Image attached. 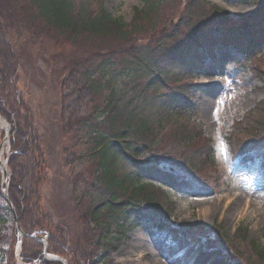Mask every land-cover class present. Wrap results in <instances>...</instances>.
<instances>
[{"label": "trees", "instance_id": "trees-1", "mask_svg": "<svg viewBox=\"0 0 264 264\" xmlns=\"http://www.w3.org/2000/svg\"><path fill=\"white\" fill-rule=\"evenodd\" d=\"M92 1L81 0L76 6L75 0H0V114L13 126L12 148L15 153L8 162L11 170L8 194L20 216L19 225L23 231L20 256L25 263L42 259L43 244L39 241L40 237L37 234L36 238L30 235L34 232L41 234V230L35 228L39 227L38 218L41 216L37 210V187L43 154L39 136L35 135L32 112L23 104L16 91L20 56L11 45L9 33L12 31L24 35L23 38H31V32L35 31L36 40L41 39L43 33H48L55 39L61 37V41L73 45L66 64L68 79L64 81L66 83L69 80V89L66 87L67 92L62 94V98L67 95L70 98L73 95H78L75 98H90L86 104L92 105L96 115H88L87 119L80 116L81 119L74 124L73 112L78 109L74 102V106L68 107L70 113L67 122L61 126H78V129L87 126L94 134L91 148L102 169V178L99 176L95 181L102 184L101 191L106 196L99 203L103 206L98 204L90 207V215L102 213L107 219L103 225L106 232L93 247L91 245L93 249L98 246L100 252H105L117 248L126 233L143 218L160 227L159 217L168 219L172 216L171 202L167 200L165 211L155 203L158 196L167 197L159 193L154 187L155 183L142 182L140 178L141 163L146 162L152 168L164 163L165 158L156 156L163 144L182 162V166H179L177 162L168 159L171 171L183 175L189 173L207 185H220L221 177L214 168L213 142L204 137L201 127L198 128L191 121L195 109L189 100L191 95L185 89L178 88V85L177 88L165 89L166 76L159 71L162 68L160 62L166 58L170 67L187 66V61L194 57L196 49L185 48L202 35H198L201 32L200 23L208 20L229 22L227 11L206 0H190L191 5L196 7L185 22L188 31L183 39L176 41L177 38L173 42V47L169 49L172 52L169 53L164 50L153 51L149 46L142 48L135 43L138 39L136 33L142 31V20L149 18L157 7L154 1L143 0L142 7L133 10L130 23H125L120 17L112 18L101 5L94 10ZM242 2H253L260 8L238 27L223 28V39H236L253 33L263 39L264 0ZM193 14L198 15L200 23L192 24ZM130 43H135L130 48L132 52L126 54L131 55L130 58L124 57L126 51L119 56L114 55L122 46L130 47ZM224 45L230 48L242 47V44L236 45L233 42ZM78 50L81 55H78ZM171 57L175 60L172 61ZM113 67L127 70L125 73L129 79L121 85L118 82L114 84V81L110 84L113 78L108 81L106 71ZM146 70L153 75L143 77ZM260 80L264 92V73ZM73 82L76 85L73 86ZM100 97L101 106H94ZM22 109L26 111L25 116L20 112ZM263 137L264 99L243 121L235 124L233 131L227 135V141L235 153L239 149L254 146ZM121 163L134 168L133 173L121 169ZM31 199L33 202L30 203ZM99 199L96 198V202ZM183 224L180 226L182 229L201 230L185 221ZM245 237L246 228L239 227L231 239L225 238L227 251L233 254L238 264H264V248L252 241L245 246ZM49 239L47 250L55 253L54 240L51 237ZM16 240L13 218L0 196V264H16ZM40 264L59 263L42 261Z\"/></svg>", "mask_w": 264, "mask_h": 264}, {"label": "rangeland", "instance_id": "rangeland-1", "mask_svg": "<svg viewBox=\"0 0 264 264\" xmlns=\"http://www.w3.org/2000/svg\"><path fill=\"white\" fill-rule=\"evenodd\" d=\"M97 1L93 4L95 9L101 2L108 13L121 16L126 23H130L133 8L141 7L143 0ZM148 1H154L157 7L149 18L142 20V31L136 33L138 39L135 43L142 48L162 46L168 50L177 38L176 41L184 38L188 31L185 22L196 6L186 0ZM209 1L228 10L231 20L237 22L244 20L256 9L252 5L243 4L241 0ZM198 18L197 14H193L192 24L199 22ZM23 36L13 31L9 33L20 56L17 89L22 93L24 103L32 107L36 136H39L43 154L37 187V210L41 216L38 218L39 227L35 229L46 231L49 238L54 240L55 254L66 258L70 264H171L168 258L180 248L186 251L183 255L181 251H176L181 252L180 258L174 261L176 264H192L193 261L197 264L190 243L176 233V227L166 234H157L143 227L130 244L123 243L120 248L105 253L100 252L98 246L92 248L106 232L103 225L107 219L101 213L93 217L90 215V207L97 206L106 196L101 191L102 184L95 181L99 176L102 178V169L91 148L94 134L87 126L78 129V126L60 125L61 118L64 122L69 118L66 112L62 116L63 107L59 100L65 91L62 88L63 77L67 74L64 66L68 63L73 45L61 41V37H49L48 33L41 35L38 41L35 34L34 38ZM134 44L130 43V47L122 46L114 55L119 56L126 51L124 57L130 58L131 55L126 54L132 52L130 48ZM209 51L214 54L213 59L204 58L202 70L191 73L194 77L189 81L185 77L181 82L188 84L187 91L192 94V103L195 105L192 119L198 128L201 127L203 135L210 136L215 142L216 162L225 181L224 186L216 185L214 189L207 184L178 178L169 170L168 159L177 162L179 166H182V162L164 144L156 155L165 158L164 167L153 169L150 164L142 163L141 177L143 181L156 182L160 186L159 192L167 195L166 199L159 196L156 198L155 203L159 204L160 209L164 210L168 206L167 200L173 201L174 219H183L179 224L187 221L199 225L201 233L208 237L209 244L221 243L217 240L218 229L215 230L214 225L221 227V236L224 238L232 237L239 226H244L247 228L246 239L264 248V164L252 157L230 161L223 142L224 134L233 131L235 122L241 120L262 98L256 89L259 83L248 68L236 65L240 56L233 55L222 45H216ZM78 55H81L79 50ZM263 55L264 46H261L256 54V57H262L259 64L264 62ZM125 72L115 67L106 71V79L110 81L113 78L110 84L114 81V84L118 82L121 85L126 79ZM151 73L145 71L148 76ZM74 85L76 82H73ZM76 96H67L66 99L71 106L77 103L78 109L73 112L74 124L81 119L80 116L86 118L94 113L92 105L86 104L90 98ZM101 98L96 100L94 106H101ZM1 139L0 131V143ZM126 169L130 171L129 167ZM98 197L100 199L96 202ZM218 232L221 234V231ZM223 246L226 244L223 243ZM205 253L201 262L208 261L207 258L212 256L213 264H227L219 248H212Z\"/></svg>", "mask_w": 264, "mask_h": 264}, {"label": "water", "instance_id": "water-1", "mask_svg": "<svg viewBox=\"0 0 264 264\" xmlns=\"http://www.w3.org/2000/svg\"><path fill=\"white\" fill-rule=\"evenodd\" d=\"M0 120L3 122V124H4L5 127H6L5 136H8V132H9V130H10V127H9L8 123H7L2 117H0ZM0 169H1L2 172H4V168H3V165H2V163H1V161H0ZM2 194H3V196L7 199L8 203H9V206H10V208H11V210H12L13 217H14V219H15L16 230L18 231L19 234H22V231H21V229H20V227H19V225H18V222H17V217H16L15 212H14L13 207H12V204H11V202H10L9 199H8L7 192H6V191H3ZM48 259L55 260V261H59V262H62V261H63L62 258H60V257H55V256H53V257H49Z\"/></svg>", "mask_w": 264, "mask_h": 264}, {"label": "bare ground", "instance_id": "bare-ground-1", "mask_svg": "<svg viewBox=\"0 0 264 264\" xmlns=\"http://www.w3.org/2000/svg\"><path fill=\"white\" fill-rule=\"evenodd\" d=\"M138 232H139V230H136V231L131 235V239H132V240L136 238V236L138 235ZM130 243H131V241L129 242V244H130ZM197 253H198V255H199L200 257H203V256H204V254H203V252H202L201 250H199Z\"/></svg>", "mask_w": 264, "mask_h": 264}]
</instances>
